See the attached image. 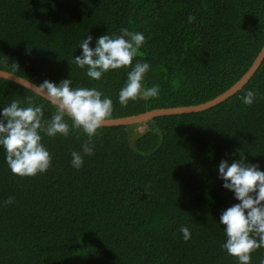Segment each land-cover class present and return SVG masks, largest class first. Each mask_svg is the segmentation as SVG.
Returning a JSON list of instances; mask_svg holds the SVG:
<instances>
[{"label":"trees","instance_id":"trees-1","mask_svg":"<svg viewBox=\"0 0 264 264\" xmlns=\"http://www.w3.org/2000/svg\"><path fill=\"white\" fill-rule=\"evenodd\" d=\"M121 27L143 33L132 63L146 60L143 83L159 85L156 98L123 107L116 97L131 65L90 80L72 63L83 35L91 47ZM263 46L264 0H0V69L37 85L69 77L73 87H95L112 99L108 119L209 101L242 78ZM248 89L257 94L251 106L239 99ZM26 97L43 105L45 120L55 111L0 77V106ZM143 123L102 125L79 169L70 165L71 151L87 142L79 129L42 135L51 162L34 176L13 175L0 150V264H237L220 248L219 216L238 201L216 165L243 156L264 170V59L216 105ZM250 255L259 264L264 249Z\"/></svg>","mask_w":264,"mask_h":264},{"label":"clouds","instance_id":"clouds-1","mask_svg":"<svg viewBox=\"0 0 264 264\" xmlns=\"http://www.w3.org/2000/svg\"><path fill=\"white\" fill-rule=\"evenodd\" d=\"M192 19V16L188 17L189 21ZM144 39L143 33L121 27L118 34L106 32L96 37L94 46L90 47L93 37L83 35L78 44L80 55L72 56V63L83 69L84 76L90 80H100L109 70L131 65L116 97L122 107L130 100L156 98L159 85L143 83L149 63L146 60L132 63ZM71 85L68 77L58 82L45 79L35 87V91L55 109L46 120L43 119V105L33 104L31 97L25 98L26 104L12 99L0 106V150H3L5 164L13 175L34 176L49 168L51 157L41 142L42 135L66 137L70 128L85 134L87 142L81 145L80 152L73 150L70 153L73 168L79 169L83 156L93 154L92 138L111 117L112 99L95 87ZM256 96L254 90L248 89L239 99L244 105L251 106ZM216 170L221 187L238 201L220 213L219 224L224 226L225 237L220 248L234 257L237 264H250V254L258 248L264 249V170L258 164L246 162L243 156L231 162L221 159ZM12 202V197L3 201L4 204ZM179 232L184 241L190 239L189 228L185 225L180 226ZM259 264H264V255L259 258Z\"/></svg>","mask_w":264,"mask_h":264},{"label":"water","instance_id":"water-1","mask_svg":"<svg viewBox=\"0 0 264 264\" xmlns=\"http://www.w3.org/2000/svg\"><path fill=\"white\" fill-rule=\"evenodd\" d=\"M263 59H264V46L262 47L261 51L257 55L256 59L254 60L249 70L242 76V78L239 81H237L232 87H230L228 90H226L222 94L216 96L215 98L209 101H206L198 105L153 109V110L146 111L144 113H140L137 115H131V116L120 117V118H115V119H107L103 125L109 126V125H126V124L143 123L144 121L151 119L158 115L189 113V112L201 111V110L210 108L216 105L217 103L221 102L222 100L226 99L227 97L235 93L237 90H239L256 72V70L262 63ZM0 77H4L12 81H15L29 89H32L33 91H35V87L37 86V84L21 76H18L16 74H13L11 72L4 71L1 69H0Z\"/></svg>","mask_w":264,"mask_h":264},{"label":"rangeland","instance_id":"rangeland-1","mask_svg":"<svg viewBox=\"0 0 264 264\" xmlns=\"http://www.w3.org/2000/svg\"><path fill=\"white\" fill-rule=\"evenodd\" d=\"M147 128V124L143 123L142 125L139 126V130H143Z\"/></svg>","mask_w":264,"mask_h":264}]
</instances>
